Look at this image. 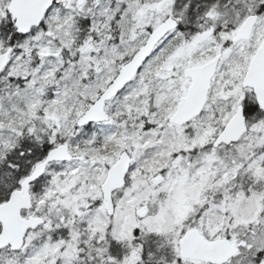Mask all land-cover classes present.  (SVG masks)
Here are the masks:
<instances>
[{
  "label": "snow or ice",
  "instance_id": "snow-or-ice-1",
  "mask_svg": "<svg viewBox=\"0 0 264 264\" xmlns=\"http://www.w3.org/2000/svg\"><path fill=\"white\" fill-rule=\"evenodd\" d=\"M0 264H264V0H0Z\"/></svg>",
  "mask_w": 264,
  "mask_h": 264
}]
</instances>
